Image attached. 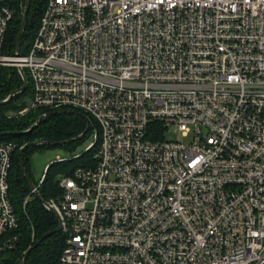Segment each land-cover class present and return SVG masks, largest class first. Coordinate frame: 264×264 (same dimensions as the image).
Listing matches in <instances>:
<instances>
[{
  "label": "built area",
  "instance_id": "obj_1",
  "mask_svg": "<svg viewBox=\"0 0 264 264\" xmlns=\"http://www.w3.org/2000/svg\"><path fill=\"white\" fill-rule=\"evenodd\" d=\"M24 3L0 0V70L22 67L31 88L19 113L97 126L92 162L49 202L54 264H264V0H46L26 53L5 54ZM16 148L0 142V256L23 236Z\"/></svg>",
  "mask_w": 264,
  "mask_h": 264
},
{
  "label": "trees",
  "instance_id": "obj_2",
  "mask_svg": "<svg viewBox=\"0 0 264 264\" xmlns=\"http://www.w3.org/2000/svg\"><path fill=\"white\" fill-rule=\"evenodd\" d=\"M24 2V1H23ZM46 0H31L30 9L28 12L27 24L23 33L21 53H23V43L26 42L25 51L28 50L39 25V19L44 9ZM16 15L11 22L5 36L3 53L14 55L15 42L17 33L21 23L22 9L18 4H14ZM22 85L21 76L15 67H3L0 70V101L5 99L13 90L18 89ZM31 97V88L28 85L27 89L13 97L11 102L0 106V133L12 132L13 135L0 137V142H13L17 148L12 157V168L10 172V198L17 209V212L22 216V240L19 246L12 251L6 252L0 256V264H20L24 252L33 245L43 234L55 229L58 226L57 218L51 214L39 201L34 198L26 206V214L21 210L20 202L29 194V184L21 171L18 162L19 148L24 144H30L34 141H51L61 142L74 138L81 133L85 134L97 129L93 120L84 112L72 109L47 110L46 114H52L57 111L60 113L52 115L45 122L38 124L28 133H20L29 129L34 122H37L44 110H31L27 112L24 119H7L4 117L6 112L16 110L19 107L26 105V99ZM31 119V121L29 120ZM150 130L156 132L152 137L160 139L164 137V128L158 122H154ZM150 126V127H151ZM75 142L65 145L46 144L38 145L39 147L60 146L63 149L71 151L74 149ZM38 146H30L23 153V164L30 177L28 166V154ZM78 157L65 159L63 161H54L45 169L44 179L39 185L38 190L41 197L50 202L53 199L59 198L62 190L58 184L59 176H69L78 168L83 167L92 162L93 149L79 153ZM31 178V177H30ZM32 181V180H31ZM33 182V181H32ZM34 185H38L34 183ZM20 206V207H19ZM64 247V234L62 232L54 233L44 239L34 250L31 251L25 264H54L60 257Z\"/></svg>",
  "mask_w": 264,
  "mask_h": 264
},
{
  "label": "water",
  "instance_id": "obj_3",
  "mask_svg": "<svg viewBox=\"0 0 264 264\" xmlns=\"http://www.w3.org/2000/svg\"><path fill=\"white\" fill-rule=\"evenodd\" d=\"M30 4H31V0H25L24 8H23V11H22V14H21V23H20V27H19V30H18V33H17L16 42H15V53H14L15 56H19L21 54L22 38H23V33H24V30H25V27H26V24H27L28 12H29V9H30ZM17 70H18V72H19V74L21 76L22 85L18 89L13 90L5 99L1 100L0 101V106L1 105H6L9 102H11V100L13 99V97L15 95L23 93L27 89V87H28V79H27V76L25 74V71L23 70L22 67H18ZM60 112L61 111H57V112H54L52 114H48V115L42 116L29 129H27L25 131H22V132H18V134L30 132L38 124L45 122L52 115L57 114V113H60ZM13 134L14 133H12V132L0 133V137L1 136H6V135H13ZM84 135H85V132L81 133L80 135H78V136H76L74 138H71V139L66 140V141H61V142L34 141V142H31L30 144H24V145H22L19 148L18 156H17L18 162H19V166H20L21 171L23 172V174H24V176H25V178H26V180H27V182L29 184L30 190H33L34 197L39 201V203L42 204L58 220V226L55 229H53V230H51V231L43 234L33 245H31L24 252L23 258H22L20 264H25L26 263V261H27V259L29 257V254L31 253V251L34 250L44 239L48 238L49 236H51L54 233H59L62 230L61 219H60V216H59L58 212L56 211V209L49 202H46L41 197L39 190L36 189L35 185L31 181V179H30V177H29V175H28V173H27V171L25 169V166L23 164V153L30 146L35 147V146H38V145H46V144H55V145H60L61 146V145L70 144L72 142L78 141Z\"/></svg>",
  "mask_w": 264,
  "mask_h": 264
},
{
  "label": "rangeland",
  "instance_id": "obj_4",
  "mask_svg": "<svg viewBox=\"0 0 264 264\" xmlns=\"http://www.w3.org/2000/svg\"><path fill=\"white\" fill-rule=\"evenodd\" d=\"M26 42L23 43V53L25 51ZM30 102V98L26 99V105ZM23 107H19L18 109H14L12 111L6 112L4 114V117L9 119H24L28 115L20 114V110ZM31 121V119H29ZM36 123V122H34ZM95 130L88 131L80 140L76 141L74 144V149L71 151H68L66 149L61 148L60 146H53V147H36L28 154V166H29V172H30V179L37 183L41 180V178L44 176L43 173H45V169L47 166L52 164L54 161H58L60 159H71L74 155L83 153L87 150V147L90 146L93 141L95 140ZM167 138L170 140L180 141L187 143L190 141L191 135L184 136L180 133H174V132H168ZM23 201V200H22ZM21 210L22 208V202H20ZM19 206V207H20Z\"/></svg>",
  "mask_w": 264,
  "mask_h": 264
}]
</instances>
